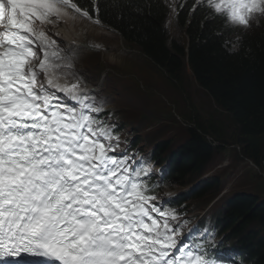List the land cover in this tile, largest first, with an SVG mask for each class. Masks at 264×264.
I'll return each mask as SVG.
<instances>
[{"label": "snow or ice", "instance_id": "obj_1", "mask_svg": "<svg viewBox=\"0 0 264 264\" xmlns=\"http://www.w3.org/2000/svg\"><path fill=\"white\" fill-rule=\"evenodd\" d=\"M91 3L0 0V264H225L207 229L185 232L149 194L151 169L120 147L50 32L64 18L99 23ZM207 3L245 28L264 16V0Z\"/></svg>", "mask_w": 264, "mask_h": 264}, {"label": "trees", "instance_id": "obj_2", "mask_svg": "<svg viewBox=\"0 0 264 264\" xmlns=\"http://www.w3.org/2000/svg\"><path fill=\"white\" fill-rule=\"evenodd\" d=\"M82 9L91 0H74ZM99 0L101 27L117 42L139 52L148 66L180 93L187 92L186 68L216 109L201 116L189 110L184 142L156 145L155 159L168 158L172 184L185 187L207 170L227 146L264 173V16L248 27L216 13L207 0ZM96 20V14L93 13ZM218 181L206 178L179 193L178 205L202 201ZM219 231L240 252L239 264H264V198L234 193L219 207Z\"/></svg>", "mask_w": 264, "mask_h": 264}, {"label": "rangeland", "instance_id": "obj_3", "mask_svg": "<svg viewBox=\"0 0 264 264\" xmlns=\"http://www.w3.org/2000/svg\"><path fill=\"white\" fill-rule=\"evenodd\" d=\"M258 18L256 16L250 21L255 22ZM67 22H70L68 30L72 38L54 32L55 39L59 41L58 47L75 52L73 70L82 81L94 85L102 93L99 94L100 98L109 102L110 111L117 115L120 127L124 128L121 144H126L123 138L128 137L134 138L139 142L137 146L147 152L154 144L165 140L173 148L178 147L186 138L189 110L203 117L216 109L210 96L191 77L188 67L185 70L188 90L180 95L148 66L137 50L115 41V35L103 29L99 23L76 17L64 19L54 27L61 30ZM233 146L215 153L202 177L216 178L218 187L204 200L188 202V206L182 210L183 214L202 215L208 201L214 197L215 200L219 199L210 208L216 209L234 193L247 192L264 198V173L241 157ZM178 189L180 187L169 183L165 193L172 194Z\"/></svg>", "mask_w": 264, "mask_h": 264}, {"label": "bare ground", "instance_id": "obj_4", "mask_svg": "<svg viewBox=\"0 0 264 264\" xmlns=\"http://www.w3.org/2000/svg\"><path fill=\"white\" fill-rule=\"evenodd\" d=\"M64 19H68L69 20V18H64ZM69 23L70 22H67V23H65V27L64 28H61V30H58L57 28H55L54 26L50 29V32L51 33H54V32H61L63 35H64V37L65 36H67L69 39L70 38H72V34H71V32H69ZM62 26V25H61ZM61 83H63L64 81H63V79H61V81H60Z\"/></svg>", "mask_w": 264, "mask_h": 264}]
</instances>
